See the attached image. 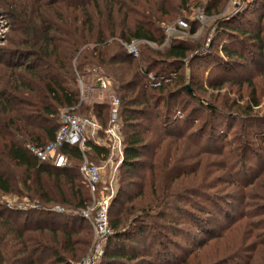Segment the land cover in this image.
I'll return each instance as SVG.
<instances>
[{
	"label": "trees",
	"instance_id": "1",
	"mask_svg": "<svg viewBox=\"0 0 264 264\" xmlns=\"http://www.w3.org/2000/svg\"><path fill=\"white\" fill-rule=\"evenodd\" d=\"M39 1L28 32L0 48V197L33 203L18 210L0 202V264H74L90 250L82 152L64 146L70 165L56 168L28 146L55 140L61 109L91 114L106 129L113 99L86 105L80 93V82L102 90L100 79L120 100L124 136L100 264H264L255 82H264V14L256 12L264 0L237 14L224 12L228 0ZM197 8L213 20L208 47L189 41L201 25L191 17ZM134 41L138 57L125 47ZM149 74L171 81L154 87ZM107 144L89 140L87 155L106 160ZM221 241L224 256L213 258Z\"/></svg>",
	"mask_w": 264,
	"mask_h": 264
},
{
	"label": "built area",
	"instance_id": "2",
	"mask_svg": "<svg viewBox=\"0 0 264 264\" xmlns=\"http://www.w3.org/2000/svg\"><path fill=\"white\" fill-rule=\"evenodd\" d=\"M250 0H234L236 9ZM199 12L197 19L201 24L207 18L204 16L203 9ZM180 26L186 28L187 25L180 21ZM176 32V31H174ZM172 29L167 28V43L173 35ZM140 41H134L126 45V49L134 56H139L138 45ZM148 78L154 87H161L171 81L169 76L156 77L149 74ZM102 89H108L110 83L106 79H100ZM120 100L113 99L110 106L109 124L103 129L96 120H90L64 109L60 115V128L55 140L45 147L28 146L29 150L40 162H49L56 168L69 166V158L61 152L64 146L77 147L83 154V159L79 166V174L83 182L89 188L92 203L82 210L81 214L90 222L93 233V244L90 252L79 262L74 264H100L104 254V242L112 234L109 222V209L116 195L118 184L117 174L124 161V137L119 115ZM101 131L109 139V154L104 165H96L89 160L87 151L89 150L88 141L94 138ZM90 134L92 136L90 137ZM105 168H108L109 182L104 181ZM56 211L62 212L63 209L56 207Z\"/></svg>",
	"mask_w": 264,
	"mask_h": 264
},
{
	"label": "rangeland",
	"instance_id": "3",
	"mask_svg": "<svg viewBox=\"0 0 264 264\" xmlns=\"http://www.w3.org/2000/svg\"><path fill=\"white\" fill-rule=\"evenodd\" d=\"M40 4H41V2L39 0H0V48H5L6 45L9 44L8 43L9 39L14 40L18 37H21L22 34H24L25 32H28L29 22H32L34 24V19L41 13L40 11H38ZM236 7L237 6L234 4V0H228L224 6V12L228 13V12L234 11L237 14L239 12V10L236 9ZM200 11H201V9L197 8L195 10L194 14L191 15V17L192 18L194 17V19H196ZM256 12L257 13L259 12V14L263 15L264 14V5L258 4V9L256 10ZM10 13L14 14V18H11L10 15H7ZM203 13H204V10H203ZM204 16H206V15L204 14ZM206 18H207V20L205 23H203V24L200 23L201 25L199 26L198 34L196 36H194L193 38L189 39V41H191V42L192 41L195 42L196 40L202 39L201 43H202V46H204V47L209 46V43H210L209 38H211V36H212L211 34L213 32V30L210 29V26H211L213 20L211 18H209L208 16H206ZM168 28H171L172 32H174L175 31V24L170 25ZM178 34L180 36L184 37V35H182V33L179 32ZM203 39H206V40H204L205 42L203 41ZM195 43H197V42H195ZM229 71H231L232 74H237V75H238V73L239 74H245L244 69H233L232 67H230ZM249 72H253V71H249ZM253 76H255V75H253ZM255 82L259 88V97L261 99V105H260L259 109L256 108V110L260 113L261 116H263L264 115V82H263L261 77H260V79H256ZM85 85L83 86V84L80 82L81 101H85L84 103H87L86 105H90V104H92V102H95V101L100 102V103H103V102L109 103L111 98L112 99H118V97L114 94V92H112L111 89H104V90L102 89L101 90V89H95L92 86L88 87V85H86V86ZM99 85H101V84H99ZM225 92H227L226 89H224L222 91V93H225ZM232 97H234V94L229 92V98H232ZM63 110L64 109L60 110L59 116L61 115ZM90 115L87 117H84V116H81V117L87 118L90 120H96L94 117H92ZM91 136H92V134H90V137ZM94 138H96L97 142H100V143L108 142L109 143V141H108L109 139L106 137L105 134L100 135V136L96 135V137H94ZM92 159L89 158V160L92 163H94L96 165H100V166L104 165V163L102 161L96 162L94 160L95 161L94 162ZM69 164H70V160H69ZM109 174H110V172H109L108 168H105L104 181L107 182L106 184H108V182H109ZM117 178H118V184H119V171L117 174ZM118 184L116 185L117 188H118ZM0 202L6 204L8 207H11V208L13 207V208H16L18 210L31 208L33 205V203H30L25 198L20 199L19 196H13V195H5L3 197H0ZM80 214H81V211H80ZM87 222L90 224V222L88 220H87ZM93 240L94 239H93V233H92V242L90 244V250H91V247L93 244ZM104 244H105V242H104ZM90 250L88 251V253L90 252ZM224 250H225L224 241H221L219 243V249L214 248L213 252L210 255L212 257L217 256V257L221 258L224 256V253H225ZM84 257L82 259H84ZM213 258H215V257H213Z\"/></svg>",
	"mask_w": 264,
	"mask_h": 264
},
{
	"label": "crops",
	"instance_id": "4",
	"mask_svg": "<svg viewBox=\"0 0 264 264\" xmlns=\"http://www.w3.org/2000/svg\"><path fill=\"white\" fill-rule=\"evenodd\" d=\"M99 84H100V82H99ZM99 134H100V133H98L97 136H99ZM95 137H96V136H95ZM91 140L97 142V141H96V138H92ZM97 143H98V144H105V143H100V142H97ZM107 147L109 148V143L107 144ZM104 161H105V160H104ZM104 161H102V162H104Z\"/></svg>",
	"mask_w": 264,
	"mask_h": 264
}]
</instances>
